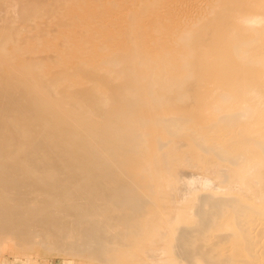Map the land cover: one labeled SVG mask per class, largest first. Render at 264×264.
I'll list each match as a JSON object with an SVG mask.
<instances>
[{
	"label": "bare ground",
	"instance_id": "bare-ground-1",
	"mask_svg": "<svg viewBox=\"0 0 264 264\" xmlns=\"http://www.w3.org/2000/svg\"><path fill=\"white\" fill-rule=\"evenodd\" d=\"M189 154L253 199L212 197ZM166 177L183 200L161 216L187 217L166 247L157 218L146 250L264 264V0H0L4 236L113 260Z\"/></svg>",
	"mask_w": 264,
	"mask_h": 264
},
{
	"label": "rangeland",
	"instance_id": "rangeland-1",
	"mask_svg": "<svg viewBox=\"0 0 264 264\" xmlns=\"http://www.w3.org/2000/svg\"><path fill=\"white\" fill-rule=\"evenodd\" d=\"M245 1H248V0H245ZM250 1H253V0H250ZM258 2L261 3L260 1H258ZM89 6H90V4H86V5L82 6V9L83 10H89ZM137 7H139V6H137ZM155 29H156V24L153 23L151 25L150 32L153 34ZM258 129L259 128L256 127V130H258ZM188 157H189V159H187ZM190 157H191V155L190 156L187 155V157H186L187 160L183 159L185 161L182 160V162L180 163V167L185 169L186 171L188 170L187 172L191 171L190 173L192 174V176L198 178L197 179L198 181H203V182L205 181L204 183L211 186L212 189L216 188V191H212V192H210L211 190H209L208 188L206 189V190H209V193H211L212 197H216V196L219 197L220 195L219 194L217 195V193H220L221 190H223L224 188H225V190L223 191V193L221 195H225L227 193V194H229L227 196H233V195L234 196H237V195L241 196V195H243L244 191L246 192V187H245L244 183L241 184L244 186V187L242 186L243 189L240 186H239L240 188L238 187V185H240L239 182L241 181V183H242V180H240L241 177H239L238 175L235 176L233 174L234 175L233 177H236L237 180L239 179L240 181L239 180L235 181L236 178L234 180L232 179V181H234V182L233 183L231 182V183L234 184L233 186H237L238 188L236 187V189H234V190L229 189L228 190L229 192H231V191H232V193L234 192L233 195H231L232 193H228L226 190V189H228L227 185L229 184L228 182L230 180H228V182L226 183V182H224L222 176L220 179L219 175H221V173L219 172V170H218V173L216 172L217 170H215L218 168H216V167H213V168L210 167L209 168L207 166V163H205V162L200 163V161L198 163L192 164L190 161L191 160ZM183 158H185V157L183 156ZM182 174L184 176L187 173H182ZM162 175L165 176V171L159 170L158 168L155 169V167H153V169L149 168V171H147V173H145L144 179L146 180L149 177L150 181L153 182L154 186H155L161 181ZM242 179H244V178H242ZM220 180H223V182L220 183ZM191 181L189 180V182H191ZM225 181H227V180H225ZM138 182H142V181L138 180ZM178 182H179L178 177H176L174 179H171L170 177H166L164 179L163 184H161V185L159 184L158 187L156 186L157 195L152 198L153 205L150 208V211L148 214L151 218V219H149V223H151V225L149 226V224L147 222L148 225H145V226L138 228L136 230L134 236H133V237H136V239L133 240L130 238L129 240H127L125 242V244H126L125 245V251L118 252L117 254H115V257L113 260H108L107 262H105V261H101L97 258H93L92 256H81L78 254H71L72 253L71 252L72 246L67 247L66 251H59V250H55L52 246H50L48 244H43V243L38 242V241L29 242V243H25V242L20 243V241L16 240L13 236H7V237L4 236L7 233V231L0 230V264H120L121 258H124V257H126V259L129 262V263L127 262V264H130V262H131V264H136L137 258H139L137 264H144V263L145 264H160L159 262L161 260H163V261L165 260L166 264L170 263V262H172L171 264H179L180 262L171 260L170 257H168V256L163 258L159 254V251H160L159 243H161L163 241L164 246L166 244H170L173 237L176 235V231L182 225V223L180 221H182V218L187 217V216L182 217L179 215L176 216L175 214H177V213L175 212L174 209H171V213H169L168 215L161 216L163 213V209L166 206L178 205L179 201H181V199L183 200V198L177 194V188L179 187ZM203 182H201V183H203ZM204 183H203V186H205ZM198 185H201L200 182H198ZM246 186H247V184H246ZM240 189H241V191L242 190H244V191L241 192ZM217 190H219V191H217ZM236 190H239V193H238V191L235 192ZM224 192H225V194H224ZM240 192L242 193L241 195H239ZM174 193H176V196ZM236 193H237V195H236ZM245 194L249 195V196L246 195V197H250V192L249 193L246 192V193H244V195ZM241 197H243V196H241ZM246 197L244 196L243 198L246 199L247 201L248 200L251 201L253 199V198L251 199V198H246ZM179 198H180V200H179ZM190 199L191 198H188L185 201L189 202ZM198 200L199 199H194V200H191L190 202H196ZM124 213L127 214L128 211H124ZM157 218H158L159 222L160 221L162 222L161 226H160V223L157 221ZM163 219L164 220L166 219V222L163 221ZM152 220H154V222ZM158 224L160 226L159 229L161 230L162 234L164 235L165 241L164 240L161 241V239H160V241H161L160 242V241H158L159 239L156 238V240H154V242L151 243V245H153V246L150 245L147 247L150 250H146L145 244L149 240V236L152 237V235L154 234L155 227L158 228L157 227ZM184 224H185V222H184ZM115 231L120 232V230L118 228H116ZM165 247H164V250L166 249ZM156 255L161 257V260L159 257L156 258ZM134 257H136V258H134ZM131 258L134 260L132 261ZM125 264H126V262H125ZM181 264H184V262H181Z\"/></svg>",
	"mask_w": 264,
	"mask_h": 264
}]
</instances>
